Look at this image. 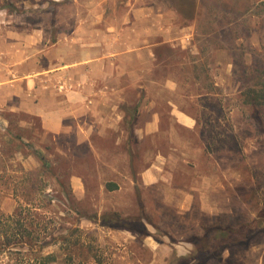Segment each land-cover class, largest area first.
I'll use <instances>...</instances> for the list:
<instances>
[{
    "label": "rangeland",
    "instance_id": "374dc122",
    "mask_svg": "<svg viewBox=\"0 0 264 264\" xmlns=\"http://www.w3.org/2000/svg\"><path fill=\"white\" fill-rule=\"evenodd\" d=\"M158 1L182 33L179 44L159 48L155 87L174 82L178 90L156 95L163 131L135 151L136 177L121 156L124 146L96 140L95 152L74 147L70 135L55 137L34 117L19 113L6 119L0 112V124L7 127L10 120L12 128L28 129L23 138L46 155L60 181L43 175L34 155L0 158V241L18 233L36 243L33 252L9 246L0 252V264H43L41 257L49 254L56 258L50 264H164L173 254L170 238L184 248L202 227L250 223L264 206V134L241 95L256 83L264 87V0ZM69 19L68 0H0V75L11 73L5 67L13 65L20 47L5 39L40 30L54 40L67 32ZM186 36L189 42H183ZM46 48L28 45L27 52ZM257 65L261 70H254ZM170 100L196 121L194 129L175 125L176 134H170ZM154 164L163 178L145 186L142 172ZM74 176L85 192L75 188ZM33 181L37 191L30 190ZM108 181L122 189L106 190ZM141 201L152 236L102 224L108 213L141 215ZM207 264H264V233L249 247H232Z\"/></svg>",
    "mask_w": 264,
    "mask_h": 264
},
{
    "label": "crops",
    "instance_id": "0c3cea01",
    "mask_svg": "<svg viewBox=\"0 0 264 264\" xmlns=\"http://www.w3.org/2000/svg\"><path fill=\"white\" fill-rule=\"evenodd\" d=\"M54 1L61 4L63 0ZM68 1L67 32H58L54 40H48L40 30L4 40V44L20 47L16 62L5 67L11 73L0 75V112L37 118L49 134L70 135L74 147L93 152L96 140L127 148L132 133L138 142L132 147L134 152L163 131V114L156 95L161 90L174 94L178 88L174 82L162 89L155 87L158 53L161 46L178 43L182 30L173 26L168 7L158 0ZM189 39L186 36L183 42ZM40 43L47 48L29 55L28 45ZM31 58L35 59L34 65L28 64ZM166 105L171 132L175 125L195 128L196 121L174 101ZM135 108L132 119L130 111ZM130 121L131 133L127 128ZM121 156L128 160V151ZM162 178L160 165L142 172L145 186ZM73 182L79 193L85 192L80 177L74 176ZM118 186L114 191L122 189ZM170 249L180 254L187 251L178 245Z\"/></svg>",
    "mask_w": 264,
    "mask_h": 264
},
{
    "label": "trees",
    "instance_id": "16d2710c",
    "mask_svg": "<svg viewBox=\"0 0 264 264\" xmlns=\"http://www.w3.org/2000/svg\"><path fill=\"white\" fill-rule=\"evenodd\" d=\"M158 56H160L159 53ZM258 65L254 70H261ZM260 84L261 83H256L251 87H248V89H242L241 95L243 104L251 108V118L254 120L256 127L259 132L264 134V87H257L260 86ZM136 112L137 108L130 111L132 119H134ZM15 114L19 113L7 111L2 112V115L5 118ZM127 126L129 132L131 133L133 128L132 122H128ZM15 127L17 129L12 128L10 120H8L7 127L0 124V158H2L3 162L14 158L15 154L18 153L25 156L34 155L40 163L43 175L51 176L58 180L57 172L55 167L52 165V162L42 151L35 149L34 145L30 141H26V139L23 138L22 134L27 132L28 129L20 125H15ZM136 143L138 142L131 133L128 140V146L127 148L125 147V150H127L129 154L128 163L132 177H136L137 174V171L134 168V159L136 154L135 150L134 152L132 150V147L135 146ZM118 188L119 186L115 182L106 183V189L108 191H114ZM38 189L37 183L33 181L30 185V190L37 191ZM139 204L141 207V215L137 217H123L118 212L108 213L102 216V224L113 229L135 231L136 233L142 235L145 234L152 236L151 234H148V226L152 225V223L143 215V202L141 201ZM17 211L14 215L19 217V213ZM17 222L19 223V221ZM202 231L201 235H194L187 238L184 242L186 246L184 248L187 251L184 254H180L177 250H174L166 264H207L209 261L214 259L220 261L224 252L232 247H249L258 233H264V206L258 210L256 218L250 223H245L237 227L205 226L202 227ZM17 236L19 237L17 238ZM11 238L14 239L11 240L7 237L4 241H0V252L6 250L9 246H11V250L20 246L26 247L27 251L33 252L36 243H33L29 239H24L25 237H21L18 233L14 234ZM157 241L158 243L165 244L163 240ZM167 244L175 246L179 243L171 240L170 238V241ZM41 260L43 264H50L54 262L56 258L54 255L49 254L45 257H41Z\"/></svg>",
    "mask_w": 264,
    "mask_h": 264
}]
</instances>
